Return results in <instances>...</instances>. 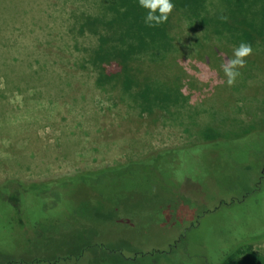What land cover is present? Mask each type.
I'll use <instances>...</instances> for the list:
<instances>
[{"label":"rangeland","instance_id":"rangeland-1","mask_svg":"<svg viewBox=\"0 0 264 264\" xmlns=\"http://www.w3.org/2000/svg\"><path fill=\"white\" fill-rule=\"evenodd\" d=\"M63 1L37 0L38 6L33 4L32 10L31 5L27 6L25 12L23 9L31 1H21L20 5L17 0L13 13L7 12L5 18L0 16V193L8 194L9 182L35 186L57 178H73L51 197L36 188L22 198V217L27 226H47V220L57 226L54 235H38L31 245L25 244L19 217L0 194V264H8L5 259L9 256L19 259L40 251L46 255L69 249L74 233L86 235L87 241H93L95 236H119L129 255L136 249L146 254L165 252L182 230L185 240L180 241L176 253L161 259L155 256L157 261L152 264H218L225 251L263 235L264 179L259 191L251 193L259 168L260 173L264 169V128H258L264 125L261 42L222 39L233 48L242 40L253 47L252 54L245 59L256 63L259 69H252L246 77L250 86L248 96L232 90L236 82L228 86L225 75L215 68L226 63L232 53L220 49L218 55L199 56L200 50H191L195 34L192 38L178 37L182 44L190 38L189 43L182 45L188 48L187 56L175 59L170 69L161 63L143 69L142 77L146 79L160 69L167 80L179 77L186 88L196 82L199 89L189 93L187 103L182 100L187 96L185 89L178 102L173 100L170 104L182 110L192 105L195 108L184 111L185 118L199 120L206 126L218 123L225 134L231 135L226 140L198 146L194 144L199 142L194 131L163 122L160 110L137 118L126 110L128 102L118 100L115 106L111 96L108 101L93 86V79L82 77L80 73L89 70H77L74 66L88 46L84 43L87 37H75L69 24L73 21L72 10L94 11L96 5L94 0ZM192 24L196 27L197 22ZM119 67L117 61H112L107 72H118ZM7 77L14 82L7 83ZM198 102L205 104L198 106ZM249 126H254V130L243 134V128L249 130ZM168 149L180 150L168 158L165 167L171 171L170 180L180 185L182 192L186 190L195 197L193 211L184 209L187 224L199 215L200 225L195 231L189 225L181 230H167L153 223L139 226L142 219L154 217V204L145 199L143 192H130L122 180L116 191L108 182L107 193L102 197V189H96L108 179L107 175L97 177L99 182L81 178L84 173L138 161ZM245 164L255 166L254 170L246 172ZM51 202L53 206L48 210ZM84 211V217L79 215ZM39 231L40 228L33 234ZM79 240L86 242L85 238ZM76 246L70 249L77 251ZM247 248L251 251L243 257L255 260L256 256L264 263V237L249 240ZM113 261L125 264L121 256L119 260L89 249L83 260L75 264Z\"/></svg>","mask_w":264,"mask_h":264},{"label":"trees","instance_id":"trees-1","mask_svg":"<svg viewBox=\"0 0 264 264\" xmlns=\"http://www.w3.org/2000/svg\"><path fill=\"white\" fill-rule=\"evenodd\" d=\"M21 1L26 2L27 0H18L20 5ZM29 1H31V4H26L23 9L25 12L27 11V6L31 5V10L33 9V4L35 8L38 6L36 4L37 0ZM63 2L67 4V2ZM93 2L96 5L94 11L87 9L78 10L77 8L72 10L73 21L69 24L70 31L75 37L86 36L87 38L85 39L89 40H85L84 43L88 44V46L85 47L83 56L75 62L74 66L77 70H89L87 73L81 72L82 77L86 76L93 79V86L101 90L108 101L112 98L115 101H113L115 106L118 104L116 102L118 100L125 104L128 102L126 110H128L130 115H135L137 118H141L146 113L153 114L160 110L163 113V122L168 121L166 123H173L183 129L187 128L186 130L189 132L194 131L199 139V142L194 144L198 146L230 138L231 135L225 134L226 131L219 128L217 122L216 126H206L198 123L199 120L185 118L186 113L184 111L188 108H195L192 105L182 110L170 104L173 100L178 102V97H182V91L185 89L187 96L182 100L187 103L189 98H191L189 93L199 89L195 81L189 83L186 88L179 77L175 76L176 79L169 81L166 76L163 77L160 69L153 72L152 77L146 79L142 77L143 69L147 65L155 66L158 63L164 65V68L170 69L175 63V59L178 58L179 61L180 57L187 56L188 48L182 47V45L189 43L190 38L186 39L182 44L178 37L192 38L193 34L197 35V38L191 50H200L198 51L199 56H205V54L215 56L219 54L218 51L220 49L233 53V47L222 41L223 38H231L233 42L238 41L240 38L252 40L253 42L259 41L261 42L259 45L264 52V0H173L175 7L169 15L167 23L155 28L145 25L143 19L144 10L138 7L137 0H94ZM16 9L17 0H0L1 17L4 16L3 18H5L8 16L7 12L13 13ZM43 9L42 7L39 10ZM67 11H69V14L71 13L70 10ZM221 16H226L227 19L221 20ZM195 21L197 22L196 27L192 24ZM194 28L195 30H193ZM185 46L190 48L189 45ZM112 61L119 63L118 72H107V65ZM253 65L255 68H253ZM220 66L215 68L224 74ZM244 68L245 70H243ZM252 69L257 71L259 68H257L256 63L246 59V65L239 69L241 75L237 78L236 85L232 87V90L238 93L243 91V94L249 95L250 86L248 81L245 80L249 72H253ZM6 81L7 83L14 82L13 79L9 81L8 77ZM19 82L22 83L21 81ZM29 82L31 81H27V83ZM69 83H72L71 77H69ZM258 92L260 93L261 91ZM261 94L264 96V90ZM203 104L205 103L198 102V106ZM226 109L227 106H225L224 110ZM261 127L264 128V125L258 128ZM243 129V134H247L250 130H254V126H249V130H247L248 128ZM179 152L180 150L177 149L160 151L138 161L119 164L118 166L96 172L82 173L81 178L90 177L99 182L100 179L97 177L100 178L104 174L107 175L108 179L102 185L99 186L97 184L98 188L96 191L102 189L100 194L102 197H105L109 184L114 185L116 191L120 187L122 180L126 181V188L130 192H143L145 199L154 204V217L150 216V218L142 219L138 223L139 226H148L153 223L155 227L163 226L167 230H181L189 225L195 231L200 225L199 215L195 217L198 222L195 219L188 224L184 215V209H188L190 212L193 211L191 209L195 203V197L191 194L189 195L186 190L182 192V187L175 185V181L172 182L170 180L173 178L171 177V171L165 167L168 158ZM162 164L163 167L161 166ZM162 168L164 169L163 172L161 171ZM243 168L246 172H252L255 166L245 164ZM263 170L260 173L261 169L259 168L258 181L251 193L257 192L261 188L260 182L264 179ZM64 178L67 179L57 178L60 180L55 179L35 186L30 185L31 187L17 182H9L8 194L0 193L19 217V228H24L22 236L26 245L33 244L38 235L43 234L45 237L54 235L55 232L53 230L57 229V226L56 222L49 220H47V226L35 225L36 227L34 226V228L27 226L22 217V198L28 191L36 188L41 189L42 193L51 197L53 192L59 187H65V185L73 181V178ZM108 182L109 184H107ZM140 182L142 185H140ZM51 205L52 202L49 204L48 210L51 209ZM224 205L228 204L223 203ZM85 213L84 211L79 213V215L84 217ZM39 228L41 231L34 235L33 231ZM85 236L82 233L80 235L77 233L71 234L70 241L72 244H70V247L78 245L79 247L76 246L77 251H72L70 247L69 249L61 248L53 253L44 252L46 255H41L43 252L40 251L32 256L19 259L9 256L5 261L8 264H75L83 260L89 249H93L107 253V257L110 258L120 260L121 256L125 264H152L155 260L157 261L155 256L160 259L165 258L166 254L174 253L179 249L180 241L183 242L185 240V231L182 230L171 242L168 251H153L146 254L136 249V252L130 255L126 252L129 250H126L127 247L124 244V240L119 238V236L107 239L102 236H95L93 241H87ZM79 237L85 238L86 242L83 243L82 240H79ZM259 237L263 238L264 234L256 236L255 239H259ZM255 239L250 238L249 240L253 242ZM249 240L242 241L233 250L225 251L218 264H264L256 256L254 257L255 260L247 256L243 257L245 252L251 251L248 248L246 250ZM128 245H131L130 242ZM250 249L252 248L250 247ZM106 263L118 264L116 261Z\"/></svg>","mask_w":264,"mask_h":264},{"label":"clouds","instance_id":"clouds-1","mask_svg":"<svg viewBox=\"0 0 264 264\" xmlns=\"http://www.w3.org/2000/svg\"><path fill=\"white\" fill-rule=\"evenodd\" d=\"M137 3L138 7L144 10L145 25L150 28L167 23L169 15L175 7L173 0H137ZM220 19L226 20L227 17L221 16ZM252 52V45L243 40L233 48L232 57L221 65L228 86H232L241 75L239 69L246 65L245 58Z\"/></svg>","mask_w":264,"mask_h":264},{"label":"flooded vegetation","instance_id":"flooded-vegetation-1","mask_svg":"<svg viewBox=\"0 0 264 264\" xmlns=\"http://www.w3.org/2000/svg\"><path fill=\"white\" fill-rule=\"evenodd\" d=\"M264 171V170H263Z\"/></svg>","mask_w":264,"mask_h":264}]
</instances>
